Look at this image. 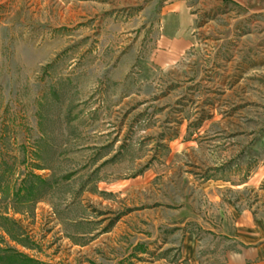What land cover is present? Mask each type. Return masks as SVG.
I'll use <instances>...</instances> for the list:
<instances>
[{"label": "rangeland", "instance_id": "rangeland-1", "mask_svg": "<svg viewBox=\"0 0 264 264\" xmlns=\"http://www.w3.org/2000/svg\"><path fill=\"white\" fill-rule=\"evenodd\" d=\"M179 21L191 48L141 82ZM243 210L264 221V0H0V264H190L186 234Z\"/></svg>", "mask_w": 264, "mask_h": 264}, {"label": "crops", "instance_id": "crops-1", "mask_svg": "<svg viewBox=\"0 0 264 264\" xmlns=\"http://www.w3.org/2000/svg\"><path fill=\"white\" fill-rule=\"evenodd\" d=\"M181 25L179 21L178 27L182 30L176 28L169 35L161 34L150 55L140 60L137 78L141 82L153 78L162 70L174 68L191 48L192 43L184 37L185 30ZM204 225L208 226L206 230L211 227V224ZM227 225L226 231L223 224H212L217 229H209L215 235L210 234L209 239L206 238L207 244L195 240L192 232L187 233L182 260H188L190 264H264V221L258 220L248 210L233 211ZM224 236L228 242L219 243L218 240L224 239Z\"/></svg>", "mask_w": 264, "mask_h": 264}, {"label": "trees", "instance_id": "trees-1", "mask_svg": "<svg viewBox=\"0 0 264 264\" xmlns=\"http://www.w3.org/2000/svg\"><path fill=\"white\" fill-rule=\"evenodd\" d=\"M22 260H25V259H22Z\"/></svg>", "mask_w": 264, "mask_h": 264}]
</instances>
